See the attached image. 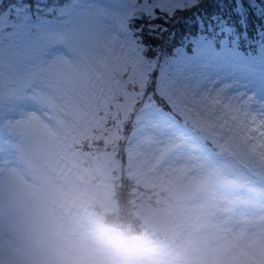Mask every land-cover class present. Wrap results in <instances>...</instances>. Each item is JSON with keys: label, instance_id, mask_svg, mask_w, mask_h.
<instances>
[{"label": "snow or ice", "instance_id": "snow-or-ice-1", "mask_svg": "<svg viewBox=\"0 0 264 264\" xmlns=\"http://www.w3.org/2000/svg\"><path fill=\"white\" fill-rule=\"evenodd\" d=\"M65 78L117 130L131 121V139L202 112L264 134V0H0V82L27 93Z\"/></svg>", "mask_w": 264, "mask_h": 264}, {"label": "rangeland", "instance_id": "rangeland-1", "mask_svg": "<svg viewBox=\"0 0 264 264\" xmlns=\"http://www.w3.org/2000/svg\"><path fill=\"white\" fill-rule=\"evenodd\" d=\"M100 67L105 72L106 79H119L121 71L119 67L105 65ZM114 91H116L114 85L108 89L109 93ZM34 92L35 97L45 104L34 100L32 108L23 105L18 109L5 110L6 121L14 129L17 137L23 136L21 147L32 168L31 172H34L33 176L47 175L58 184L74 188L75 182L67 175L68 171L59 168L56 161L59 160V154H64L62 147L70 139L78 140L84 134H91L92 129L99 124L97 107L91 99H81L67 78L59 86L42 85ZM7 93L25 95L16 85L12 87V83L0 82V99ZM38 105L49 108V112L45 115L39 113L35 110ZM84 105L88 106V110L83 109ZM51 111H54L55 115ZM178 116L183 120L184 130L163 131L134 142L129 148L130 165L126 167L127 173L142 182L170 186L165 203L170 209L174 227L182 222L183 216L188 220L197 210L198 215L204 217V225L211 224L223 231L236 234L264 231V187H254V195H249L250 190L239 193L240 189L233 185L221 183L223 175L233 172L232 174L236 176L240 174L249 176V179L260 184V178L264 173L262 130L252 127L243 131L235 127L221 130L210 126L212 117L206 112H202L199 117L196 113L191 115L181 113ZM205 120L209 123H204ZM111 124V121L109 123L105 121V126L101 125L100 138ZM208 142L214 144L219 142L220 146H224V149L236 154L246 163L234 159L228 165L225 162L219 164L222 157L208 149ZM120 144L118 141L115 145L108 143L102 145L105 157H111L113 150L119 149ZM208 158L212 160L209 161ZM244 165L250 166L251 170L248 173L244 172ZM9 169H16L30 180L17 152L0 141V183L6 178ZM102 194L107 196L110 202L111 197L117 199L116 194L114 197V193L111 194L109 190L103 191ZM120 196L118 193V198ZM196 199H200L199 204L191 205ZM241 200L248 204L245 210L237 208V203ZM122 201L126 200H120L119 203L122 204ZM110 202L102 203L101 207L103 211L110 207L105 212L107 215H114L121 206L117 204L114 210ZM153 210L155 209L137 207L135 210L130 208L127 211L131 212L130 215L152 222ZM173 211L176 212L173 214ZM0 264H20L11 216L2 210H0ZM250 264H264V249L253 256Z\"/></svg>", "mask_w": 264, "mask_h": 264}, {"label": "clouds", "instance_id": "clouds-1", "mask_svg": "<svg viewBox=\"0 0 264 264\" xmlns=\"http://www.w3.org/2000/svg\"><path fill=\"white\" fill-rule=\"evenodd\" d=\"M86 204L84 193L47 175L29 180L9 169L0 183V210L11 216L20 264H250L264 249V231L236 234L211 224L177 231L164 207L151 215L173 246L144 256L90 220Z\"/></svg>", "mask_w": 264, "mask_h": 264}, {"label": "trees", "instance_id": "trees-1", "mask_svg": "<svg viewBox=\"0 0 264 264\" xmlns=\"http://www.w3.org/2000/svg\"><path fill=\"white\" fill-rule=\"evenodd\" d=\"M119 133H120V130H116L115 127H113V129L109 130V132L107 133V136L105 137V141H107L108 144H112L119 137ZM96 177L98 178V180H101L104 176L102 174H99ZM107 188L108 187H106V189ZM106 189H104V190H106ZM108 190H110V189H108Z\"/></svg>", "mask_w": 264, "mask_h": 264}]
</instances>
